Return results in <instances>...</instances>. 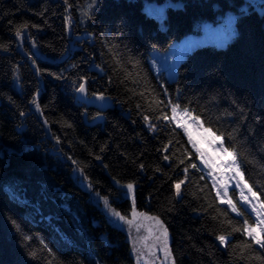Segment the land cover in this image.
Returning <instances> with one entry per match:
<instances>
[{"label": "trees", "instance_id": "trees-1", "mask_svg": "<svg viewBox=\"0 0 264 264\" xmlns=\"http://www.w3.org/2000/svg\"><path fill=\"white\" fill-rule=\"evenodd\" d=\"M255 2L264 0H0V45H7L0 48V264H136L128 232L109 223L80 178L124 212L132 197L120 185L133 183L136 210L163 221L175 264H264V249L245 247L251 241L236 231L252 215L220 204L203 170L189 167L176 195L174 182L185 179L186 166L200 168L199 159L183 130L163 118L172 101L214 130L238 127L245 179L264 192V10ZM157 4L161 21L146 11ZM227 11L234 23L226 44L193 47L172 78L155 71L153 50ZM81 78L88 95L102 93L114 106L100 112L79 103ZM37 94L40 112L31 103ZM229 195L239 200L232 188ZM13 219L32 237L27 246ZM217 235L229 237L227 247Z\"/></svg>", "mask_w": 264, "mask_h": 264}, {"label": "snow or ice", "instance_id": "snow-or-ice-1", "mask_svg": "<svg viewBox=\"0 0 264 264\" xmlns=\"http://www.w3.org/2000/svg\"><path fill=\"white\" fill-rule=\"evenodd\" d=\"M65 2L67 3V0H65ZM96 3L97 0H90L91 5L94 6ZM83 15L88 19H91V15L89 14V12H84ZM92 15H94V11L92 12ZM27 27L28 25L27 23H25L17 28L15 32V36L17 39L23 38V32L27 29ZM33 27L36 26L33 25ZM0 48H3L5 51H7V45H0ZM137 64L138 62L133 63V67H136ZM172 68L174 70L175 65H173ZM128 75L131 76L132 73L129 72ZM57 78L59 79L61 77ZM81 80L82 82L75 84V91L80 94L81 97L86 99V81H84L83 78H81ZM95 99L98 101H104L106 97L102 93H99L95 94ZM31 103L35 106L36 111H41L40 105L38 103V94L33 96ZM160 103H163V101H160ZM168 105H171V117H169L167 114H164L163 118L165 120H171V122L175 123L177 128H181L183 130L185 136H187L188 142L195 150L200 163L204 168L209 169V171L205 175L211 179L212 188L216 192L215 199L220 204H226L228 206L227 210L235 213L236 216H243L245 213H248V215H252L253 213L255 214V220L251 224L247 219H244L242 221V230L236 229V231H242V234L251 241V244L245 242V247L250 248L252 245H256L260 249H264V200L260 199L261 195H264V192L254 190L253 187L245 179L244 171L242 170L240 164V154L237 151L235 143L236 134L238 133L239 128L234 127L231 132H225L220 130L219 128L214 130L211 124H206L205 121L201 119L200 114H193V110L189 109L187 106L181 109L180 104L173 103L172 101H168ZM137 107L139 108L140 105L138 104ZM239 111L243 115L244 108L241 107ZM42 114L43 113L41 112V115ZM23 115L24 113L21 112V116ZM229 115H231V113H229ZM143 119L146 122H149V117L147 115H145ZM44 123L47 124V120H45ZM67 126L71 127V124H68ZM149 127L153 129L155 128V126L151 125L150 122ZM56 139L57 143H59V138L57 137ZM225 140H228L230 143L225 144ZM201 144L206 145L209 149H212L213 153H209L205 148H202L200 146ZM101 150L103 151V149ZM167 150L168 145H165L164 151ZM163 158L166 161L170 160V156L168 155H165ZM73 163H75V161H73ZM180 163L183 164L184 160L181 159ZM140 167L141 169H143V165H141ZM189 167L194 168L197 171H202V169L198 168L195 163L186 166L183 169L185 173V179L174 182L175 193L177 196H179L181 193V185L184 184L185 180L187 179ZM204 178L205 176L202 175L201 179ZM120 187L126 189V192L124 193L125 197H132V219L129 220L125 215H122L119 211L112 208L111 203L105 197L103 198V202L105 206V213L109 223L115 226H122L123 224L132 225L133 221L136 220L137 217L151 221L152 227L158 233V235L156 236V240L162 241L161 251L164 252V264H175L168 243V230L164 226L163 221H161L159 217H151L147 216L144 213H137L134 197L135 186L133 183L120 185ZM205 187H207V185H205ZM230 188H232L233 193L238 190V201H234L233 198L229 195ZM12 199H16L15 193H12ZM238 203L240 204V207L237 206ZM249 208L251 209L250 212ZM227 210L224 211L227 212ZM12 224L16 228V231L21 233L22 239L25 242V246H27V242L32 240V237L24 234L22 228L14 219L12 220ZM216 239L222 246L227 247L229 244V237L225 235H217ZM43 243L44 242L41 241V244ZM44 248H47L46 244L44 245ZM48 251L49 254H51V250L48 249ZM134 251H136L135 248ZM29 256L32 258H36L37 252L30 251ZM142 256L143 253L138 254L137 264H140V258ZM49 264H51V262H49Z\"/></svg>", "mask_w": 264, "mask_h": 264}, {"label": "rangeland", "instance_id": "rangeland-1", "mask_svg": "<svg viewBox=\"0 0 264 264\" xmlns=\"http://www.w3.org/2000/svg\"><path fill=\"white\" fill-rule=\"evenodd\" d=\"M247 4L248 3L245 2L243 4V7L245 8ZM255 5L259 11L264 10V3L260 4L259 2H255ZM146 11L148 13L153 14L156 18H158L161 21L164 15V6L157 4L153 7H146ZM231 14H232L231 11H227L224 13V15H222L223 22L219 24L218 27L213 28V33L211 35L203 36L201 34L192 37L189 40L184 39L182 44H178L177 41H173L172 44L169 46V48L164 52L153 50L150 55V63L152 67L155 69V71L158 72L161 71L162 69H166L167 77L172 78L174 74L172 66L176 64L177 60L183 58L186 52H188L193 47L204 44L206 42H210L216 45L226 44V42H228L232 38V34H233V21L232 22L225 21L231 16ZM173 124L175 125V123ZM200 146L202 148H205L209 153H213V150L207 148L206 145L201 144ZM198 166L203 170L204 173H207L209 171V169L203 167V165L200 163V160H198ZM79 181L81 182L83 188L89 190V192L92 194V199L94 200V202L105 213L103 198L105 197L107 198V196L102 195L99 191L93 188H90L91 185L87 182H84L83 179L80 178ZM236 192L239 199L238 190H236ZM110 203L112 208L119 211L122 215H125L129 220L132 219V208H128L126 212H124L120 210V208L115 206L112 202ZM250 211L251 209L249 208V212ZM137 213H144L147 216L154 217L152 215H149L147 212L137 211ZM252 217L255 220L254 213L252 214ZM118 227L127 231L129 234V237L132 242V253L135 258L136 264H137V256L140 253H143V256L140 258V264H164V252L161 251L162 241L156 240V236L158 235V233L152 227L151 221L137 217L136 220L133 221L132 225L123 224L122 226H118ZM217 242L219 243L218 240ZM168 243H169V234H168ZM134 248L136 251H134Z\"/></svg>", "mask_w": 264, "mask_h": 264}, {"label": "water", "instance_id": "water-1", "mask_svg": "<svg viewBox=\"0 0 264 264\" xmlns=\"http://www.w3.org/2000/svg\"><path fill=\"white\" fill-rule=\"evenodd\" d=\"M95 94H99V93H94L91 95H88L87 93V98L85 99L81 97L80 94H78L75 91L76 100L79 103L86 105L87 107H92V108L97 109L100 112H105L114 106V103L110 97L104 95L106 99L104 101H98L95 99Z\"/></svg>", "mask_w": 264, "mask_h": 264}, {"label": "bare ground", "instance_id": "bare-ground-1", "mask_svg": "<svg viewBox=\"0 0 264 264\" xmlns=\"http://www.w3.org/2000/svg\"><path fill=\"white\" fill-rule=\"evenodd\" d=\"M223 15H224V13H223ZM203 21H206V20H203ZM211 21V20H210ZM213 22H215V23H210V24H208V25H205V26H202L201 25V27H200V25H199V31H203V30H206V29H208V28H215V27H218V25L219 24H221L222 22H223V16H221V17H219V18H217V19H215V20H212ZM226 22H232L233 21V23H234V14L232 13L231 14V16L227 19V20H225ZM202 22V21H201ZM212 29H208V31H211ZM203 35H205V31H203ZM184 39H187V36H185L184 38H182V39H180L179 41H177L178 42V44H182V42H183V40ZM172 44V43H171ZM170 44V45H171ZM169 45V46H170ZM169 48V47H168ZM167 48V49H168ZM166 49V50H167Z\"/></svg>", "mask_w": 264, "mask_h": 264}, {"label": "crops", "instance_id": "crops-1", "mask_svg": "<svg viewBox=\"0 0 264 264\" xmlns=\"http://www.w3.org/2000/svg\"><path fill=\"white\" fill-rule=\"evenodd\" d=\"M210 23H215V22L210 21V20H206V21H202V22H200L199 25H200V27H201V25H202V26H205V25H208V24H210ZM187 40H189V39L187 38Z\"/></svg>", "mask_w": 264, "mask_h": 264}, {"label": "built area", "instance_id": "built-area-1", "mask_svg": "<svg viewBox=\"0 0 264 264\" xmlns=\"http://www.w3.org/2000/svg\"><path fill=\"white\" fill-rule=\"evenodd\" d=\"M211 34V31H208V29L205 30V35Z\"/></svg>", "mask_w": 264, "mask_h": 264}]
</instances>
